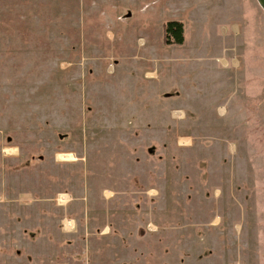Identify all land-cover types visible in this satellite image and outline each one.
<instances>
[{
	"label": "rangeland",
	"instance_id": "374dc122",
	"mask_svg": "<svg viewBox=\"0 0 264 264\" xmlns=\"http://www.w3.org/2000/svg\"><path fill=\"white\" fill-rule=\"evenodd\" d=\"M0 264H264L257 0H0Z\"/></svg>",
	"mask_w": 264,
	"mask_h": 264
},
{
	"label": "trees",
	"instance_id": "16d2710c",
	"mask_svg": "<svg viewBox=\"0 0 264 264\" xmlns=\"http://www.w3.org/2000/svg\"><path fill=\"white\" fill-rule=\"evenodd\" d=\"M164 33L166 43L170 42V37L173 38L172 42L177 44H180L183 41V25L179 21H168L164 25Z\"/></svg>",
	"mask_w": 264,
	"mask_h": 264
},
{
	"label": "water",
	"instance_id": "95a60500",
	"mask_svg": "<svg viewBox=\"0 0 264 264\" xmlns=\"http://www.w3.org/2000/svg\"><path fill=\"white\" fill-rule=\"evenodd\" d=\"M259 5L262 7V9L264 10V0H257Z\"/></svg>",
	"mask_w": 264,
	"mask_h": 264
}]
</instances>
